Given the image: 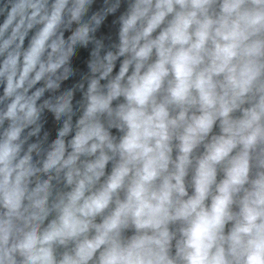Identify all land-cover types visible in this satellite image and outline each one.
Masks as SVG:
<instances>
[{"label":"clouds","instance_id":"obj_1","mask_svg":"<svg viewBox=\"0 0 264 264\" xmlns=\"http://www.w3.org/2000/svg\"><path fill=\"white\" fill-rule=\"evenodd\" d=\"M0 17V264H264V0Z\"/></svg>","mask_w":264,"mask_h":264}]
</instances>
